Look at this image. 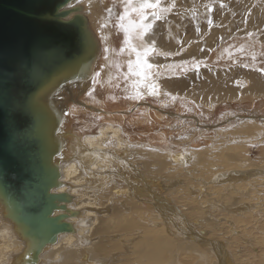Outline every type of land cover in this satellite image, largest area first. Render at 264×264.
I'll list each match as a JSON object with an SVG mask.
<instances>
[{"label": "bare ground", "instance_id": "6f19581e", "mask_svg": "<svg viewBox=\"0 0 264 264\" xmlns=\"http://www.w3.org/2000/svg\"><path fill=\"white\" fill-rule=\"evenodd\" d=\"M231 1L221 4L223 9L205 6L204 0H161V7H174L155 22L149 37L155 41L148 62L158 66L152 70L156 95L147 94V82L139 83L140 78L124 79L127 56L119 58L124 65L119 71L105 69L101 83L92 84L104 47L95 21L108 0L67 5L85 16L98 45L93 68L87 64L81 82L51 96L61 142L60 183L52 192L67 195L52 213L64 214L67 228L35 235L14 222L0 199V264H246L231 259L228 238L238 232L233 213L264 217V204L250 201L254 189L264 199V167L245 157L252 147L264 151V115L249 113L264 109V73L247 63L243 78L235 73L241 65L206 62L210 55L218 62L230 54L229 46L219 51V42L213 45L216 36L226 40L231 30L251 26L249 21L264 25V0L261 11ZM110 43L118 50L114 36ZM137 89L144 93L141 98H125ZM209 117H216L214 125L203 122ZM190 164L198 166L196 171H187ZM256 182L262 189L254 187ZM211 210L225 218L216 219ZM220 220L229 237L218 232ZM216 234L221 240L212 237ZM242 241L257 251L251 238Z\"/></svg>", "mask_w": 264, "mask_h": 264}, {"label": "water", "instance_id": "95a60500", "mask_svg": "<svg viewBox=\"0 0 264 264\" xmlns=\"http://www.w3.org/2000/svg\"><path fill=\"white\" fill-rule=\"evenodd\" d=\"M71 1L0 0V199L35 235L67 228L64 214L52 213L67 195L52 192L61 142L51 96L81 82L97 57V41L85 16L70 12L77 6L67 8Z\"/></svg>", "mask_w": 264, "mask_h": 264}, {"label": "rangeland", "instance_id": "374dc122", "mask_svg": "<svg viewBox=\"0 0 264 264\" xmlns=\"http://www.w3.org/2000/svg\"><path fill=\"white\" fill-rule=\"evenodd\" d=\"M227 1L230 2V0H204V3H205V6L216 5L217 7H223V6H221V4H225V3H227ZM236 1L242 2V3L245 2L247 5L249 4L248 6H249V8L251 7V9H258L259 11H261V9L263 8V7H261V3H262L261 1H263V0H236ZM175 2H176V0H175ZM229 2L226 4L225 7H227ZM263 4H264V2H263ZM225 7H223V9H225ZM214 9H216V7H214ZM229 11H230V9L227 8L225 12H229ZM207 16H209V14H207ZM253 22H255V21H249V23H250L249 25H251V26H248L246 28L244 27L242 29L231 30L230 32L227 33L228 34L227 37H229V38H226V40H222L220 35H218V37L216 36L214 39L213 45H215L216 43L219 42L218 46L220 48L217 46V49L219 48V51H221L222 48L224 51L226 49V47L229 46L228 49L231 48L230 54H229V56H226L227 55V53H226L225 54L226 57L223 56L222 58H219L218 62H216L214 60V58H212L213 55H210L206 64L211 65L213 67H220L222 65H224V66L241 65V71H240V68L238 67L237 69H235V73L237 75H239V76L241 75V76H243V78H245V76L243 75L246 72V71H244L245 64H247V63L251 64L252 63V65H249L248 68L250 67V69H253V70L263 74L264 73V32H263L264 31V25L260 26L259 23L252 24ZM209 28L210 29L214 28V25H211ZM246 30H248V32H246ZM233 31H235V32H233ZM248 33L251 35H249ZM232 43H233V46H232ZM240 46H243V48L238 50V48ZM233 47H234V49H233ZM231 50H232V52H231ZM234 51H235V53H233ZM236 54H238V55H236ZM210 57L213 59L214 62H212ZM223 58H226V59H223ZM231 58L234 60L237 59L238 61L236 60L237 62L233 64V63H231L233 61ZM235 73L233 75L232 74L229 75V80L236 77ZM248 100H249V98H246L244 101L235 102V106H238L242 103L248 102ZM260 100L261 99L257 100V102L260 103ZM237 110L238 109H236V111ZM191 111L194 112L193 110L188 111L189 116H191V114H190ZM250 111L251 112H249V113L252 115H257V114L264 115V109L257 111L255 108H252V109H250ZM185 112H186V110H185ZM208 115L209 114H207V116ZM215 119H216V117H209V118L205 119L204 121L203 120L202 121L208 122L207 125L211 126V125H214L216 123ZM206 131L209 132L208 130H206ZM181 133L185 134L186 131H183ZM260 148L261 147H252L251 152L249 151L245 155V157L246 158H255L256 164L258 166L264 167V151H262ZM197 167L198 166H196L194 164H190L188 166L187 171L188 172H191L192 170L196 171ZM258 168H261V167H258ZM180 174L184 179L188 178L186 176V174H184L183 172H180ZM260 183L263 184L264 181L260 182ZM260 183L256 182L253 185H254V187L256 186L258 189H260V188L262 189V187L259 185ZM252 190L250 191L251 193H252ZM254 190L255 191H253V194L250 196V201L256 202V203L259 202L261 204H264V199L262 201L261 199L258 198L260 195L258 194V192H256L257 189H254ZM207 195L208 196H206V197H211L209 194H207ZM261 196L264 197V194H262ZM206 207L207 208L210 207L209 204H206ZM211 211L214 212V216L216 217V219L225 218L224 217L225 214L223 212H218L215 210L214 211L211 210ZM215 217H214V220H215ZM257 217H259L258 214L251 213V212L244 213L243 215H241L239 213H238V215L235 213H233L231 215L230 218H231V220L234 221V223L237 220L236 223H237L238 229L235 227V230H238L237 235L240 237V239H239L238 236L235 235L234 238H231V239L228 238V240L230 242L229 255H230L231 259H233L234 262H237V259H236V256H237V257H239V259L246 262V264H264V239H262L261 234H259V232H261L260 230L264 229V217H262V218H257ZM256 219H257V222H256ZM215 221H217V220H215ZM218 224H221V226L218 227V232L222 233V234H223V232H225V234L221 235V237H223V238L229 237V235H231V234L230 233L228 234V230H227L228 226L226 224H223V220H220V222ZM218 234H216V237H214V235H212V237L216 238L218 240H221V238ZM242 238L243 239L251 238V241L253 242L254 246H256L257 251L251 252V248L247 246V243H243ZM228 245H229V243L227 244V246Z\"/></svg>", "mask_w": 264, "mask_h": 264}, {"label": "snow or ice", "instance_id": "6c2138e0", "mask_svg": "<svg viewBox=\"0 0 264 264\" xmlns=\"http://www.w3.org/2000/svg\"><path fill=\"white\" fill-rule=\"evenodd\" d=\"M76 2L80 4L82 0H76ZM89 5L91 6V0ZM160 5L161 0H108L102 10L103 14L95 21L99 41L104 47L103 62L99 64L100 70L94 71L91 76L93 85L101 83V74L105 69L115 67L119 71L124 66L119 62V58L127 56L128 73H122L124 79L127 80L129 76L138 77L139 83L147 82L148 95L157 94L155 85L152 83L154 79L152 70L158 66L148 62V58L155 51V41H149V37L154 33L155 22L165 19L174 7V3L169 7ZM208 10L211 11V8L209 7ZM113 36L118 41V50L117 45L110 43ZM121 36L122 39H120ZM86 40L89 45L95 43L90 36L86 37ZM142 95L144 93L137 89L125 98L137 99Z\"/></svg>", "mask_w": 264, "mask_h": 264}]
</instances>
